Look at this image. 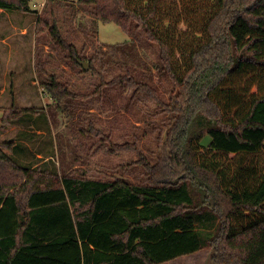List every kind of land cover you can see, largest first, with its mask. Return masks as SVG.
I'll return each instance as SVG.
<instances>
[{"label": "trees", "instance_id": "trees-1", "mask_svg": "<svg viewBox=\"0 0 264 264\" xmlns=\"http://www.w3.org/2000/svg\"><path fill=\"white\" fill-rule=\"evenodd\" d=\"M52 1L158 45L172 91L157 112L174 123L157 162L140 157V183L21 165L3 151L13 144H0V264H168L208 248L214 264H264V0ZM0 9L33 12L30 0ZM37 23L83 73L85 61L98 73L99 56L81 55L57 19ZM44 73L56 105L72 112L75 93ZM120 79L152 90L130 73Z\"/></svg>", "mask_w": 264, "mask_h": 264}, {"label": "rangeland", "instance_id": "rangeland-1", "mask_svg": "<svg viewBox=\"0 0 264 264\" xmlns=\"http://www.w3.org/2000/svg\"><path fill=\"white\" fill-rule=\"evenodd\" d=\"M64 4L30 0L33 12L12 10L20 14L14 23L25 24L28 35L12 30L7 19L0 17V38L4 39H0V144H13L11 150L3 151L21 165L59 175L85 173L94 179L146 181L138 161L143 157L151 164L157 162L174 123L171 114L157 112V97L167 101L172 91L167 72L157 68L159 47L144 34L129 35L114 23L98 22L83 9L72 11ZM39 18L48 20V27L57 19L63 38L81 55H98V73H83L71 63L68 51L49 29L38 25ZM198 18L193 17L194 23ZM44 72L55 74L75 93L72 112L64 113L44 88ZM128 73L154 94L122 83L120 77ZM210 140L206 136L203 143L207 146ZM204 223L199 225L204 233L216 227ZM212 255L208 248L168 264H214Z\"/></svg>", "mask_w": 264, "mask_h": 264}, {"label": "crops", "instance_id": "crops-1", "mask_svg": "<svg viewBox=\"0 0 264 264\" xmlns=\"http://www.w3.org/2000/svg\"><path fill=\"white\" fill-rule=\"evenodd\" d=\"M19 13H14L13 11H7L0 9V17H4V19H7V22L14 31H21L20 33L23 35H28L29 31L26 28L25 24H16L14 23V17L19 16ZM22 17V16H21ZM0 39H3L2 37ZM4 40V39H3ZM7 41V39L5 40Z\"/></svg>", "mask_w": 264, "mask_h": 264}, {"label": "water", "instance_id": "water-1", "mask_svg": "<svg viewBox=\"0 0 264 264\" xmlns=\"http://www.w3.org/2000/svg\"><path fill=\"white\" fill-rule=\"evenodd\" d=\"M81 66H83L86 71H89V69H90L89 63L81 62Z\"/></svg>", "mask_w": 264, "mask_h": 264}]
</instances>
